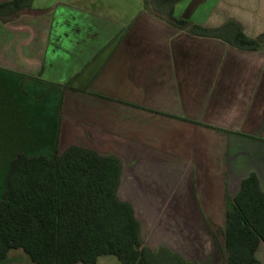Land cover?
<instances>
[{"label":"crops","instance_id":"obj_1","mask_svg":"<svg viewBox=\"0 0 264 264\" xmlns=\"http://www.w3.org/2000/svg\"><path fill=\"white\" fill-rule=\"evenodd\" d=\"M30 82L57 106L12 135L49 156L117 157L146 247L227 264L217 232L233 199L252 175L264 193V0H0L1 116ZM255 258L264 264V241Z\"/></svg>","mask_w":264,"mask_h":264},{"label":"trees","instance_id":"obj_2","mask_svg":"<svg viewBox=\"0 0 264 264\" xmlns=\"http://www.w3.org/2000/svg\"><path fill=\"white\" fill-rule=\"evenodd\" d=\"M170 19L194 33H214L172 14ZM236 43L257 47L243 35ZM121 171L117 157L78 146L53 156L18 154L8 165L0 199V262L23 250L34 264H97L104 256L121 264H191L166 248L144 245L133 206L119 197ZM219 241L227 264H259L264 193L254 175L233 199Z\"/></svg>","mask_w":264,"mask_h":264},{"label":"rangeland","instance_id":"obj_3","mask_svg":"<svg viewBox=\"0 0 264 264\" xmlns=\"http://www.w3.org/2000/svg\"><path fill=\"white\" fill-rule=\"evenodd\" d=\"M19 80V79H18ZM18 88V87H17ZM23 95L19 98L18 91H15L12 88V94L19 99L18 103L10 104V111L7 110V115L9 118L5 119L2 115L3 111L6 110L4 106L2 109L0 108V193L2 195V188L4 183L6 182L5 176L8 170L9 162L15 157V152L20 145L25 148H29V144L31 142L30 135L16 136L12 135L16 130V127L23 126L28 122H32L33 127L35 125L43 126L44 123L50 119L53 115L57 103L52 100L51 95L47 94L48 88L46 86L35 85L32 82L23 83ZM16 93V94H15ZM44 93V95H43ZM4 107V108H3ZM28 112V114H34V117H30L28 119L23 118L22 122L16 118L17 114H22L23 110ZM24 114V113H23ZM26 126V125H25ZM7 127V134H5V129ZM12 127H15L12 130ZM39 142H36L32 149H28L29 151H24L28 156L35 157L41 155H50V149H47L46 146L38 145ZM120 199L124 201H130V179L123 178L122 185L119 191ZM1 199V198H0ZM218 237H220V231L218 230ZM154 249V247H152ZM1 264H34L29 259L28 255L23 250H13L9 253L7 261ZM98 264H121L120 261L114 256H106L102 257Z\"/></svg>","mask_w":264,"mask_h":264}]
</instances>
